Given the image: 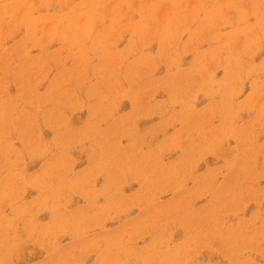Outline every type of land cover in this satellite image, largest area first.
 Returning <instances> with one entry per match:
<instances>
[{
    "label": "rangeland",
    "instance_id": "rangeland-1",
    "mask_svg": "<svg viewBox=\"0 0 264 264\" xmlns=\"http://www.w3.org/2000/svg\"><path fill=\"white\" fill-rule=\"evenodd\" d=\"M0 264H264V0H0Z\"/></svg>",
    "mask_w": 264,
    "mask_h": 264
}]
</instances>
